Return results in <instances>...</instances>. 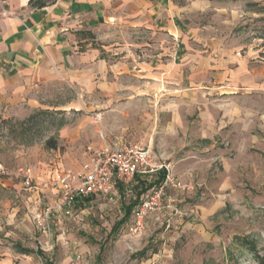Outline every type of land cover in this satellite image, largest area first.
I'll return each instance as SVG.
<instances>
[{"label": "rangeland", "instance_id": "1", "mask_svg": "<svg viewBox=\"0 0 264 264\" xmlns=\"http://www.w3.org/2000/svg\"><path fill=\"white\" fill-rule=\"evenodd\" d=\"M172 1L181 10L182 44L150 36L147 46L134 47V59L122 60L130 46L119 37L114 47L128 67H154L153 54L165 52L159 90L145 91V78L130 76L112 97L53 85L37 110L63 112L53 117L54 125L67 121L55 150L44 142L18 145L17 131L2 123L36 110H0V264H73L77 255L78 264H258L255 255L264 256V0ZM58 103L69 106L51 107ZM103 120L106 142L144 146L181 187H166L162 209L148 216L138 238L125 224L111 235L135 199L130 186L74 207L69 217L53 214L43 235L34 217L59 197L49 181L82 172L102 141ZM24 168L35 175L30 188L23 186ZM235 238L253 241L255 252ZM14 243L32 253H16Z\"/></svg>", "mask_w": 264, "mask_h": 264}, {"label": "crops", "instance_id": "2", "mask_svg": "<svg viewBox=\"0 0 264 264\" xmlns=\"http://www.w3.org/2000/svg\"><path fill=\"white\" fill-rule=\"evenodd\" d=\"M28 2L3 0L0 4V110L24 112L26 109H41L42 93L53 85L68 86L79 93H111L107 94L110 97L122 87L119 84L125 76L133 80L145 78V91L159 90L164 86L167 71L160 60L166 56L165 52L157 50L153 54L154 67L147 62L128 67V63L118 62L114 47L119 37L130 46V55L121 57L122 60L134 59L136 49L147 46L150 36L157 35V39L168 37L182 44L181 24L177 19L181 10L172 0H56L40 10L31 9ZM126 88L135 91L134 86ZM66 106L69 105H51L52 108ZM108 126V121L103 120L102 141L96 144L98 147L91 146L92 155L103 146H108L111 151H119L125 146L121 141L106 142L109 139ZM159 173L138 175L130 187L135 188L140 182L149 183ZM125 189L118 184L112 195L122 194ZM143 195L136 200L135 206ZM94 198L99 197L84 199L81 209ZM135 206L124 222L126 226ZM126 207L121 219L126 214ZM14 244L30 251L19 243Z\"/></svg>", "mask_w": 264, "mask_h": 264}, {"label": "built area", "instance_id": "3", "mask_svg": "<svg viewBox=\"0 0 264 264\" xmlns=\"http://www.w3.org/2000/svg\"><path fill=\"white\" fill-rule=\"evenodd\" d=\"M161 171H165L163 181L132 210L127 232L129 237L138 238L144 232L145 220L148 216L162 209L166 187L180 188L181 185L172 178L166 166L154 164L149 152L137 143L127 144L119 151H111L108 146H103L93 153L81 173L74 174L68 171L49 181L50 187L57 190L59 197L55 203L35 215L37 228L43 235H48L49 220L53 214L62 213L69 217L75 205L84 199L108 198L114 193L118 184L127 188L136 176L154 175ZM19 172L23 186L30 188L34 181L32 169L24 168ZM79 260L80 257L75 256L73 264H78Z\"/></svg>", "mask_w": 264, "mask_h": 264}, {"label": "trees", "instance_id": "4", "mask_svg": "<svg viewBox=\"0 0 264 264\" xmlns=\"http://www.w3.org/2000/svg\"><path fill=\"white\" fill-rule=\"evenodd\" d=\"M208 2H235V1H244V0H204ZM54 1L49 2L48 0H29L28 6L31 9L40 10L48 5L53 4ZM63 112H51L48 110H36L34 111L29 117L24 120H3L2 123L5 124L6 129L9 132L13 130L17 131L18 136L14 139L18 145L23 146H33L39 142H44L45 148L49 150H55L58 147L57 141V131L64 127L67 124V121L64 117H62L56 125L53 124V117L55 115H60ZM42 120V122H41ZM46 123V124H45ZM43 127V128H41ZM47 134H51L50 136L46 137ZM165 172L161 171L157 177V179L153 182H140L137 188H140V191L137 192V198L147 191L151 190L152 188L158 186L164 178ZM136 200L131 202V204L126 207V214L123 219L116 222L111 230V235H114L118 228L124 224L127 218L130 215L131 209L136 204ZM88 201V200H86ZM82 203H77L75 208H81ZM237 243L241 246L247 247L251 252H255V243L253 241H249L247 238L239 240L235 238ZM13 248L19 253H30V251L26 249H21L18 244H14ZM36 255H42V252L37 249ZM255 260L258 264H264V256L260 257L257 254L255 255ZM48 264V263H47Z\"/></svg>", "mask_w": 264, "mask_h": 264}]
</instances>
